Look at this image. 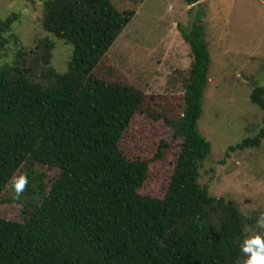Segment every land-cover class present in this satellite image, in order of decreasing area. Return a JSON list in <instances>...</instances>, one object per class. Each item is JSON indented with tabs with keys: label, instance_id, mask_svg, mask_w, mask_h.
Returning <instances> with one entry per match:
<instances>
[{
	"label": "trees",
	"instance_id": "trees-1",
	"mask_svg": "<svg viewBox=\"0 0 264 264\" xmlns=\"http://www.w3.org/2000/svg\"><path fill=\"white\" fill-rule=\"evenodd\" d=\"M184 1L197 5L186 28L177 24L191 64L181 112L163 117L167 141L155 143L152 153L154 161L174 149L158 193L141 191L124 174L93 170L92 147L115 149L143 97L93 74L135 9L110 0H42L40 27L70 46L62 72L46 69L53 41L17 45L11 29L19 14L0 19V50L17 45L0 62V160L29 180L17 199L0 171V205L18 206L14 216L0 214V264H239L240 241L255 220L197 182L210 150L197 129L210 56L199 0ZM263 94L264 82L253 84L248 101L260 121L247 123L245 136L227 151L255 148L264 138ZM49 140L64 159L50 156ZM45 167L52 174L43 183Z\"/></svg>",
	"mask_w": 264,
	"mask_h": 264
},
{
	"label": "rangeland",
	"instance_id": "rangeland-1",
	"mask_svg": "<svg viewBox=\"0 0 264 264\" xmlns=\"http://www.w3.org/2000/svg\"><path fill=\"white\" fill-rule=\"evenodd\" d=\"M110 1L118 8H134L135 12L102 55L93 74L135 87L143 97L115 149L92 147L93 170L105 176L124 174L141 191L158 193L174 149L154 161L152 153L155 143L167 141L163 117H176L181 112L183 85L191 64L188 45L177 24L186 28L197 5L184 0ZM41 3L42 0H0V19L11 12L19 14L11 29L18 38L17 45L28 49L38 38L53 41L46 69L62 72L70 46L40 27ZM198 4L203 12L200 24L210 64L197 129L209 142L210 150L198 167L197 182L210 195L222 197L236 205L241 214L256 220L264 211V138L255 148L231 152L227 147L245 136L247 123L260 121L261 113L249 103L248 94L253 84L264 82V0H199ZM17 45L7 43L0 50V62L9 61ZM48 146L51 157L64 159L57 142L49 140ZM41 170L46 183L52 170ZM0 171L8 178L17 174L2 160ZM139 173L143 179L135 182ZM7 190L11 191L9 185ZM17 210L15 204L0 205V214L14 216ZM254 228L255 221L245 231Z\"/></svg>",
	"mask_w": 264,
	"mask_h": 264
},
{
	"label": "clouds",
	"instance_id": "clouds-1",
	"mask_svg": "<svg viewBox=\"0 0 264 264\" xmlns=\"http://www.w3.org/2000/svg\"><path fill=\"white\" fill-rule=\"evenodd\" d=\"M28 183V177L23 173H14L9 178V187L15 198L19 199L27 190ZM239 247L243 257L239 264H264V211L256 217L255 228L249 229L248 233L243 236Z\"/></svg>",
	"mask_w": 264,
	"mask_h": 264
}]
</instances>
